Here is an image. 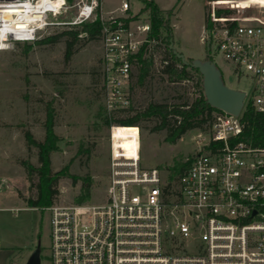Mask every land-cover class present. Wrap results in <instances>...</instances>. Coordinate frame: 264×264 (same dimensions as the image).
<instances>
[{
  "label": "built area",
  "instance_id": "obj_1",
  "mask_svg": "<svg viewBox=\"0 0 264 264\" xmlns=\"http://www.w3.org/2000/svg\"><path fill=\"white\" fill-rule=\"evenodd\" d=\"M55 1V0H52ZM0 0V51L34 43L51 26L97 19L99 0H78L72 23L55 20L51 0ZM201 38L216 65L222 59L248 80L245 106L264 115V0H204ZM21 10L8 15V11ZM102 19L104 88L110 112L131 105L136 56L151 32L148 15ZM12 17V18H11ZM218 66V65H217ZM243 112V111H242ZM241 117L215 114L188 168L177 177L141 165L137 156L111 147L106 200L97 205H59L50 212V264H264V141L239 139ZM140 139V137H139Z\"/></svg>",
  "mask_w": 264,
  "mask_h": 264
},
{
  "label": "rangeland",
  "instance_id": "obj_2",
  "mask_svg": "<svg viewBox=\"0 0 264 264\" xmlns=\"http://www.w3.org/2000/svg\"><path fill=\"white\" fill-rule=\"evenodd\" d=\"M77 1L68 3L55 21L74 22L79 13ZM123 1L129 3L131 13L146 15L140 13L144 5L138 0H101L102 19L111 12L119 16ZM156 1L163 10L173 11L170 25L173 29L175 24V40L174 35L163 31L168 46L173 42L188 60L209 58L208 48L201 40L207 11L204 0H182L176 8L178 0ZM95 21L94 18L85 23ZM72 29L77 30L71 25L51 26L34 43H11L0 51V264H26L39 243L41 264H50V212L27 206V199L38 197L40 177L37 172L29 174L23 166L27 163L40 168L39 149L28 146L25 133L29 131L35 140L45 142L49 118L57 137L56 148L50 154L51 171L56 174L65 169L58 180L59 194L54 204L76 205L87 180L92 183L90 197L83 204L97 205L106 200L112 126L107 127L99 114L112 112L106 106L101 39L80 41L68 61L65 38L38 44L48 36ZM163 46L152 53L154 63L144 83L138 85L137 77L131 79L130 107L134 111L119 116H133L151 103L172 106L198 98L194 81L174 82L162 74ZM216 63L226 85L249 91L248 80L237 78L230 64L222 59ZM138 73L135 66L133 75ZM156 125L155 120H144L138 127L114 125L113 142L131 157L137 156L140 147L142 167H158L171 176L195 153L193 138L198 130L187 132L171 144L165 140L166 130L154 131Z\"/></svg>",
  "mask_w": 264,
  "mask_h": 264
},
{
  "label": "trees",
  "instance_id": "obj_3",
  "mask_svg": "<svg viewBox=\"0 0 264 264\" xmlns=\"http://www.w3.org/2000/svg\"><path fill=\"white\" fill-rule=\"evenodd\" d=\"M138 1L144 5V8L140 13H146V15L149 16L152 29L147 41L144 43L143 47L136 56L135 66H138L139 73L132 75V78L137 77L138 85H142L144 83L146 78L149 76L154 63L152 53L157 49L160 50L164 45V57L161 69L162 74L167 75L168 78L174 82L194 81L195 86L198 88V98L190 103L183 102L172 106L167 104L151 103L148 108L136 112L133 116L128 117H121L118 114L130 113V111H134L132 106L127 109L114 111L112 114L106 113L104 115H99L107 127L114 125L138 127L144 120H155L157 125L155 126L154 131L166 130L167 136L165 140L171 144H176L177 141L189 131H204L209 128L213 116L222 112L211 107L207 103L203 90V78L199 71L192 68L190 65H184L182 61L173 54V51L170 49L163 36V31H166L173 37V29L170 25V18L173 15V11L162 10L154 0ZM181 1L182 0H178L177 4ZM72 2L73 0H67V3L69 4ZM177 4L175 8L177 7ZM100 8L101 0H99L97 19L94 23H82L79 26L80 29L78 26H73V28H77V30L72 29L55 36H48L47 38L40 40L38 44L56 43L62 38H65V59L67 61L70 60L75 53V46L80 41H95L101 39L102 21ZM188 61L191 62L192 60ZM241 125L242 134L239 137L240 140L255 144L263 143L264 115L258 113L250 103H247L243 109ZM46 128V139L43 143L35 140L29 131L25 133L28 146H34L39 149V161L41 163L40 168H35L31 164L23 163V166L29 174L37 172L40 177V183L38 184L39 194L37 199L26 200L27 206L32 208L46 209L54 205L55 199L59 194V190L56 188L58 180L65 172V169H63L56 174H52L50 154L56 148L55 143L57 141L52 119H48ZM191 158L192 157L181 164L180 167L175 168L174 171H176V173L172 174L170 179H177V177L188 168ZM91 184V180L83 182L81 194L76 198V204H83L85 200L90 197Z\"/></svg>",
  "mask_w": 264,
  "mask_h": 264
},
{
  "label": "water",
  "instance_id": "obj_4",
  "mask_svg": "<svg viewBox=\"0 0 264 264\" xmlns=\"http://www.w3.org/2000/svg\"><path fill=\"white\" fill-rule=\"evenodd\" d=\"M170 49L184 65H190L199 71L203 78L204 95L211 107L235 117L241 115L245 107L246 92L226 85L222 71L213 61L194 59L189 62L183 54L175 49L173 42ZM41 255L42 248L39 243L26 264H41Z\"/></svg>",
  "mask_w": 264,
  "mask_h": 264
},
{
  "label": "bare ground",
  "instance_id": "obj_5",
  "mask_svg": "<svg viewBox=\"0 0 264 264\" xmlns=\"http://www.w3.org/2000/svg\"><path fill=\"white\" fill-rule=\"evenodd\" d=\"M50 0H42V2H40L41 6H44L46 7V4L49 2ZM51 6L54 8V9H58L60 8L63 4H64V0H55V1H52L51 0ZM21 10L19 9H16V10H12V11H8V12H11V13H8V15H12L13 12H20ZM12 18V17H11Z\"/></svg>",
  "mask_w": 264,
  "mask_h": 264
},
{
  "label": "crops",
  "instance_id": "obj_6",
  "mask_svg": "<svg viewBox=\"0 0 264 264\" xmlns=\"http://www.w3.org/2000/svg\"><path fill=\"white\" fill-rule=\"evenodd\" d=\"M156 3H157V5H158V2L156 1V0H154ZM123 2H125V1H123ZM122 2V3H123ZM176 4H177V2H176ZM122 6V5H121ZM159 6V5H158ZM176 6V5H175ZM160 7V6H159ZM121 8V7H120ZM161 8V7H160ZM162 9V8H161ZM163 10V9H162ZM119 12H120V9H119ZM121 13V12H120ZM109 14H114V12H111V13H109ZM121 15V14H120ZM174 29H175V24L173 25V35H174V40H175V33H174Z\"/></svg>",
  "mask_w": 264,
  "mask_h": 264
}]
</instances>
